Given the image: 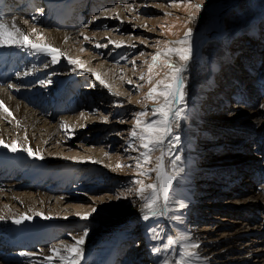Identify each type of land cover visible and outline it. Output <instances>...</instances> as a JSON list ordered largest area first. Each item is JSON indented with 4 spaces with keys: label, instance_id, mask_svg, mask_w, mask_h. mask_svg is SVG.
I'll use <instances>...</instances> for the list:
<instances>
[{
    "label": "rangeland",
    "instance_id": "rangeland-1",
    "mask_svg": "<svg viewBox=\"0 0 264 264\" xmlns=\"http://www.w3.org/2000/svg\"><path fill=\"white\" fill-rule=\"evenodd\" d=\"M197 1L190 0L189 4L188 0H112L102 4L101 10H88L92 13L82 15L80 24L72 34L90 38L96 35L100 39L88 47H75L74 54L65 52L68 59L61 56L62 63L55 67L59 69H51L45 77L46 81L38 84L44 86L48 94L57 90L62 83L70 91L64 106L71 109L51 116L52 124L58 123L62 117L75 121L73 127L76 122L83 121L85 128L79 133L70 134V145L61 152L63 156L53 154L55 159L47 158L52 161L63 158L75 161V158L88 155V148L96 153L106 151V154L102 158L103 163L87 158L85 160L89 163H77L71 177L65 179L69 184L47 179V185L52 188L49 193L52 201L56 200L55 197L58 200L65 197L67 204L80 209L60 214L64 217L69 214L67 217L72 219H65L66 222H60L61 228L54 232L52 230L57 234L54 241L41 243L35 250L26 249V252L48 254L49 249L62 247V242L74 243V238H79L85 231L99 230L106 219L103 222V217L93 214V209L89 212L90 206L116 211L129 208L133 203L141 205L135 193V188L139 186L131 181L143 179L145 184L153 183L154 174L150 177L136 175L134 158L139 156L142 149H139L137 141H132L137 146L136 151L128 148L129 134L136 113L145 111L150 116L151 109L157 107L155 102L145 97L152 85L168 72L160 61L149 73L152 56L183 40L184 34L190 30L191 59L182 74L186 91L183 105L186 118L174 131L181 137L176 151L183 157L185 175V179L177 182L175 192L176 196H181V200L187 199L186 206L147 222L142 219L141 212L134 213L123 222L121 215L116 213L110 225L105 226L107 231L100 232L97 238H101V234L122 233L118 240L117 237L112 240L117 245L121 240L123 244L120 252L113 253L115 259L112 264H160L163 259L174 264L179 259L182 246L190 242L199 245L194 250L197 260L193 259L192 264H199L201 260L205 264H264V107H261L264 105V0H204L205 6H209L205 11L203 4ZM84 2V7H87L89 0ZM37 3L42 4L44 10L36 23L29 20L32 27L41 22L42 15L47 11L43 1L35 5ZM196 5L200 6L199 11ZM77 6L73 5L72 10L76 11ZM116 8L126 9L127 15L115 17ZM37 9L39 11L41 6H37ZM20 15L16 14L19 20L27 18L25 11ZM124 24H127L128 30L123 29ZM40 29H43L42 26ZM251 30L258 35L251 37L249 33L252 32L248 33ZM37 37L36 41L43 43L42 36ZM109 38L114 43L108 42ZM120 39H123L122 46L116 47ZM219 51L222 58L217 56ZM84 54L106 57L117 73L111 85L104 87L96 81L93 74H97V71L93 70L98 61L85 63ZM69 60L79 61L83 67L70 64ZM42 62L29 64L32 67L28 69L31 75L36 76L40 68H50L44 65L46 61ZM16 74L19 75L18 72ZM141 76H144L143 80ZM149 76L151 84L148 83ZM240 76L247 81V86L233 94L236 78ZM75 78L82 81L78 89L70 83V79ZM85 78L89 81H85ZM236 87L240 89L239 84ZM58 96L62 97L61 104L68 92L59 89L51 94L50 109L57 105ZM235 96L243 101L234 100ZM72 100L76 107H71ZM44 117L48 122L47 116ZM57 134L65 138L66 132L60 130ZM77 144L85 145L86 151L78 149ZM71 152L78 156L71 157ZM158 155V152L152 154L153 165ZM191 156L194 158L191 160L192 168L187 171L185 163ZM106 160L111 164L108 165ZM118 164L123 167L117 168ZM74 170L76 174L73 175ZM2 180L6 186L24 190L28 194L35 193L32 184L24 179L8 177V183L4 176ZM80 215H88L89 218L80 219ZM171 217L180 219L173 220ZM129 221L131 224L127 225ZM237 224H240V229L233 230L237 233L233 242L239 250L224 247V235ZM150 227L162 230L164 239L152 240L148 231ZM176 230L181 235L190 236V239L180 240L175 249L168 253L161 251L156 254L154 248L166 243L168 236L173 239L179 237ZM211 237L216 238V244L207 243L213 241ZM105 240L106 237L103 242ZM105 245L110 247L108 243ZM212 246L214 248L211 249ZM221 247L224 250L219 252ZM211 253L214 254L209 256Z\"/></svg>",
    "mask_w": 264,
    "mask_h": 264
},
{
    "label": "bare ground",
    "instance_id": "bare-ground-1",
    "mask_svg": "<svg viewBox=\"0 0 264 264\" xmlns=\"http://www.w3.org/2000/svg\"><path fill=\"white\" fill-rule=\"evenodd\" d=\"M10 1L12 4L18 5L17 9L22 8L24 10H32V7L38 1L44 2L47 11L42 15V20L38 25H35L34 27L29 26L30 19L36 23L38 17L35 16L36 18H34V15H28L25 20H19L16 14H13L12 16H9L7 22L10 25L12 23L11 18H16L17 24L31 37L33 42L37 44L51 45L60 49L61 56L66 59H68V55L66 53L74 54L73 49L75 47L81 48L83 45L84 47H88L89 44H96L95 40L100 39L99 36L96 35H91L90 38L86 35L81 36L79 34H72L74 31L64 28L66 18H69L74 26L81 22L80 12L72 10V6L76 4L79 5L80 2H84V0ZM197 2L203 4L202 9H204V11L208 10L209 6H205L206 3H203L204 0ZM115 11V17L118 16L120 18V16L127 15L126 9L116 8ZM125 22L126 21H123V23ZM41 26L43 29H40ZM33 28L36 29V33H33ZM125 28L128 30L127 24H124L123 29ZM130 30L131 29H129V31ZM248 33L251 37H256L258 35L253 30L248 31ZM37 36H42L41 40H43V43L36 41ZM118 41L119 42L117 44L119 45L123 43V39ZM108 42L114 41L112 38H109ZM217 56L218 58L223 57L220 51L218 52ZM82 57L85 63H90L93 60L98 61L97 65L95 64L96 68H94L93 71H97V74L106 84H112L111 80L117 77V73L114 67L108 64V60L105 56L100 57L99 55L93 54L92 56H89L88 54H84ZM0 58L4 63L13 61L14 70L21 71V74L25 72L24 67L28 66L29 64L35 65L44 60H48V65L50 66L49 70H51L62 63L59 61L56 64H51L50 57L46 56L45 54L31 51H21L17 48H0ZM46 71V69L39 70L36 76L31 74L15 76L12 74L10 76L11 81L5 86L0 87V103H3L4 107L8 108L9 112H11V115L9 116L2 109H0V140H3L9 145H11L13 141H16L19 147L31 148L34 153L38 152L40 156L43 157L42 159H34L33 157H29L24 151L10 152L8 149L0 147V246L5 248H0V260L2 261H0V264H46L44 257L51 255L50 251L48 254L43 252L37 254V252L33 253L31 251L33 254L31 256H22L21 253H28L25 251L26 249L35 250L39 244L55 239V234L52 233V230H57L60 222H66L65 219H68L69 221L72 219L67 217L70 216L69 214L66 217L60 216V214H64V212L66 213L68 211H71L70 213L76 212L80 208L75 205L67 204L65 197L60 198L59 200L55 197L56 200L52 201V196L49 194L52 188H50L51 186L45 187L43 185L44 179L47 176H50V178L54 176L55 178L64 180L69 179L71 177L72 170L78 166L77 163L88 162L85 160V158L91 159L95 162L103 163L102 158H105L106 154V151L96 153L88 148L89 154L85 155L84 157H80V159L75 158V161H70V159L67 160L65 158L56 159L55 161L48 160V158L51 157L52 159H55L53 158V154L63 156L61 152L64 150L66 151L70 145V134L79 133L81 130H84L85 124L83 121L79 123L76 122L75 127H73L75 121L66 120L62 117L58 119V123H51L50 119L51 115L54 114L53 110L57 112L60 108V100L62 99L63 94L60 91L62 97H56L58 103L54 108L50 109V106H48L44 100L46 94H48L47 89L44 88V86L38 84L44 80ZM204 83L206 84L207 81ZM9 85H11V87H9ZM54 96L55 94L52 96L53 100ZM240 100L243 101V99H239V101ZM61 109L63 110L64 108L61 107ZM44 115L47 116L48 122H45ZM253 116L258 117L259 114H253ZM262 119L264 120V116ZM77 125L79 126L78 128ZM60 130L66 132L65 138L61 136L62 133L59 135L57 134V132ZM83 146L85 145H76L78 149L81 148L80 150L86 151V148ZM75 155H77V153H70L71 157ZM193 159L194 158L192 156L187 159L185 163V168H187V171L191 170V160ZM107 164L110 165L111 163L107 162ZM8 175H18L29 179L33 182V189L35 193L28 194L27 192H24V190L21 191L12 186H6L2 178ZM254 196L257 197L255 194ZM176 197L178 200L184 203L187 200H181V196ZM133 205H135V203L130 204L129 208L123 207L122 209L116 211L110 208L107 209V211H104L102 206L96 208L90 206L88 208L89 212L92 209H96L93 214L98 217H103V222L105 219L106 221L99 230L89 232L84 239L82 246L84 250V257L80 261V264H92L95 256L102 252V250L100 252L98 251L104 246L105 243H108L110 239L114 240L116 237L117 240L119 239V237L122 235L120 231H116V233L111 232V234H108L107 236L101 234V238L97 237L100 232L104 230L107 231L105 226L110 225L109 223L113 221L114 215L116 213L121 215V220L123 222L128 217L133 216L134 213L141 212V210H137L140 209V205H135V207H132ZM15 207H19V209H16ZM81 216L84 215H80L79 218ZM23 217H28V219H23L20 224L13 223L14 220L21 219ZM121 220H119V222ZM130 224L131 221H129L127 225ZM239 229L240 224H237L236 226L232 227L230 233L224 235L223 238L226 241V243L223 245L224 247L228 248L229 246L235 250H239V248L236 246V243L233 242L235 238L234 235L237 234L236 232H233V230ZM176 234L181 236L179 230H176ZM105 237L106 240L103 242ZM215 239L216 238L213 239L211 237V240L213 241L207 243L216 244L217 241H215ZM65 244L71 243L62 242V247L60 248L63 249ZM7 247L10 249L7 250ZM212 248H214V246H212L211 249ZM11 250L16 251L12 252ZM219 250V252H222L224 248L221 247ZM212 254L214 253L209 254V256ZM104 257L105 253L102 254L101 259L99 260L103 261ZM194 259L197 260V257ZM52 264H59V261L54 259ZM105 264H108V261L105 262ZM199 264H205V261L201 260Z\"/></svg>",
    "mask_w": 264,
    "mask_h": 264
},
{
    "label": "snow or ice",
    "instance_id": "snow-or-ice-1",
    "mask_svg": "<svg viewBox=\"0 0 264 264\" xmlns=\"http://www.w3.org/2000/svg\"><path fill=\"white\" fill-rule=\"evenodd\" d=\"M190 4V0H188ZM196 10H200V6L196 5ZM9 17L0 14V48H17L21 51H31L35 53H42L50 57V63L56 64L61 59L60 49L46 44H37L33 42L31 37L17 24L16 18H11L12 23L8 24ZM33 33L36 29L33 28ZM183 40L176 41L174 45L166 48V50L157 52L152 56L153 63L149 65L148 71L151 73L153 68L158 66V62L162 61L164 67L168 69L165 77L158 80L149 89L146 94V99L153 101L157 107L152 108L150 116L148 112L141 111L136 113V120L134 126L129 134L130 142L128 148L133 151L137 150V146L132 141L138 142L140 151L139 156L135 157L136 175L138 177H150L154 174V182L145 184L143 179H135L131 181L133 185H138L135 188V193L141 201L140 210L142 219L147 222L155 218L165 217L169 212L177 208H184L186 204L176 197L175 186L177 182L185 179L184 165L182 163V155L176 151L179 147L181 137L174 134L181 120L186 118L185 109V82L183 73L186 70L188 61L191 59V46L189 37L191 31L184 34ZM37 38H40L39 36ZM114 43V42H112ZM102 45H97L101 47ZM116 47L122 45L116 44ZM176 61H179L178 63ZM70 64L80 65L79 61L69 60ZM30 71H25L19 75H29ZM96 81L102 86L108 85L101 79L98 74H93ZM141 80L144 76L140 77ZM44 82H42L43 84ZM148 83H152L151 76H149ZM11 87V85H9ZM261 107H264L262 105ZM2 109L9 116L8 108L0 103ZM148 117L147 119H142ZM107 119V118H105ZM67 127V126H65ZM0 147L8 149L10 152L24 151L29 157L34 159H42L38 152L34 153L31 148H21L16 141L11 145L0 140ZM158 152L159 155L155 159L153 165L152 154ZM117 168L123 165H117ZM96 209H93L95 212ZM88 215L81 216L80 219L87 220ZM23 219H16L15 224H20ZM173 220L180 219L179 217H171ZM151 232V239L160 241L164 239L162 230L157 228H149ZM88 235L87 231L79 238H74V243L65 244L63 249L52 248L49 249L51 255L45 256L46 264H52L53 260H58L59 264H80L84 257L83 243ZM190 239L188 235H181L176 239L171 236L166 238V243H163L154 248V252L159 254L161 251L168 253L174 250L180 240ZM199 245L195 242L183 245V250L178 253L179 259L174 264H192L193 259L197 256L194 251ZM22 256H31L32 253H21ZM160 264H169L167 259L160 261Z\"/></svg>",
    "mask_w": 264,
    "mask_h": 264
}]
</instances>
